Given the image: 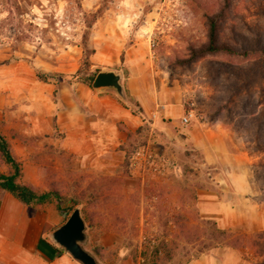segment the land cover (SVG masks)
I'll return each mask as SVG.
<instances>
[{"label": "rangeland", "instance_id": "1", "mask_svg": "<svg viewBox=\"0 0 264 264\" xmlns=\"http://www.w3.org/2000/svg\"><path fill=\"white\" fill-rule=\"evenodd\" d=\"M209 18L215 52L205 50ZM263 49L264 0H0V132L18 182L56 193L29 206L46 233L77 207L101 264H141L161 240L158 264L233 244L264 264V228L224 227L198 206L201 193L228 195L264 219ZM100 70L121 74L122 95L92 88ZM76 71L84 82L68 76ZM188 108L196 114L184 125ZM82 128L86 142L69 149L68 132ZM223 178L249 183L248 199L216 186ZM214 221L233 236L216 244Z\"/></svg>", "mask_w": 264, "mask_h": 264}, {"label": "crops", "instance_id": "2", "mask_svg": "<svg viewBox=\"0 0 264 264\" xmlns=\"http://www.w3.org/2000/svg\"><path fill=\"white\" fill-rule=\"evenodd\" d=\"M108 100V99H105ZM104 112L105 122L112 120L113 114ZM166 115V107L164 109ZM181 118V117H180ZM76 135L68 132L66 141L67 147L72 150L70 143L81 138L82 143L86 142L85 130ZM110 131L103 134L102 142L105 147L114 143ZM80 136V138L78 137ZM216 186L223 184L224 192H236L243 199H248L246 194L250 190V184L240 187L231 186L227 178H223ZM233 196L218 197L211 193H201L198 199V206L205 214H218V221L224 227H229L237 221L250 220L259 228H264L263 213L254 211L251 214H242V209L232 202ZM31 207L21 203L10 193L0 188V264H80L69 253L64 251L57 244L53 243L44 230V216L35 213ZM247 212V211H246ZM244 216V217H243ZM51 237V236H50ZM52 239V238H51ZM185 264H253L243 257V252L233 246L215 247L209 252L191 259Z\"/></svg>", "mask_w": 264, "mask_h": 264}, {"label": "trees", "instance_id": "3", "mask_svg": "<svg viewBox=\"0 0 264 264\" xmlns=\"http://www.w3.org/2000/svg\"><path fill=\"white\" fill-rule=\"evenodd\" d=\"M209 31H208V44L205 47V50L207 52H215L217 50H220L219 45L216 43V36H215V22L212 18H209ZM225 50H231L229 47H225ZM264 50V49H263ZM261 50L262 53L264 51ZM234 53V51L232 52ZM243 54H247V52H244ZM71 79H76L80 80L81 82H84L83 80L85 79L83 76L80 75L79 71H76L75 73L69 74L68 75ZM40 78H44V76L40 73L39 74ZM85 82L89 84V81ZM0 157L2 161L8 166V172L5 173H0V188L3 190L9 192L12 194L14 198H16L18 201L21 203L30 206V205H40V204H45V203H51L53 201V198L56 197V193L54 192H48V191H43V192H38L36 191L32 186L18 182V178L21 175V164L20 162L15 158V155L13 151L11 150L10 144L7 141V139L2 135L0 132ZM56 209L63 213L64 211L60 208L58 205V202L56 203ZM205 222H209L208 219L205 220ZM212 225L215 226V231L214 233L215 238L217 239V243H221L222 239L224 237L229 238L228 236H233V233L228 229H220L216 227L215 221L212 222ZM259 237H262V241H264V233H261ZM225 240V239H224ZM236 240V239H235ZM162 246H154L152 248L151 254L149 255L146 250H143L140 253L142 262L141 264H145L146 260H151V264H158V260L160 259V254H159V249H167V243H165L163 240H161ZM233 247H236L238 249H241L243 252V247L244 246H236L232 245ZM213 247H216L214 245ZM207 248V246H206ZM209 248V247H208ZM192 258H188L185 262H189Z\"/></svg>", "mask_w": 264, "mask_h": 264}, {"label": "water", "instance_id": "4", "mask_svg": "<svg viewBox=\"0 0 264 264\" xmlns=\"http://www.w3.org/2000/svg\"><path fill=\"white\" fill-rule=\"evenodd\" d=\"M121 74L113 70H100L94 76L91 86L96 90L113 88L122 95ZM50 236L55 244L69 253L80 264H101L85 248L87 234L79 208H74L64 222L55 227Z\"/></svg>", "mask_w": 264, "mask_h": 264}, {"label": "built area", "instance_id": "5", "mask_svg": "<svg viewBox=\"0 0 264 264\" xmlns=\"http://www.w3.org/2000/svg\"><path fill=\"white\" fill-rule=\"evenodd\" d=\"M195 111L193 108H188L184 111V114L180 118V122L184 125L190 122L192 117H195Z\"/></svg>", "mask_w": 264, "mask_h": 264}]
</instances>
